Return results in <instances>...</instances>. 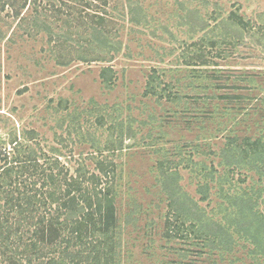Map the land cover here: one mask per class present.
<instances>
[{
  "label": "rangeland",
  "instance_id": "1",
  "mask_svg": "<svg viewBox=\"0 0 264 264\" xmlns=\"http://www.w3.org/2000/svg\"><path fill=\"white\" fill-rule=\"evenodd\" d=\"M95 27L116 52L86 46ZM152 75L161 100L144 95ZM261 97L264 0H0V147L15 138L96 177L97 161L113 163L120 264H264L237 234L220 256L185 222L194 204L191 215L220 220V190L259 192L264 215V166H227L219 153L264 135Z\"/></svg>",
  "mask_w": 264,
  "mask_h": 264
},
{
  "label": "trees",
  "instance_id": "2",
  "mask_svg": "<svg viewBox=\"0 0 264 264\" xmlns=\"http://www.w3.org/2000/svg\"><path fill=\"white\" fill-rule=\"evenodd\" d=\"M56 12L61 13V10ZM94 16H98L94 18L96 21L102 22V16ZM228 21L241 30L250 29V22L232 12L228 14ZM191 26L205 30L204 26ZM106 31L103 27L92 29L86 46L102 47L101 53L116 52V45ZM208 42L212 48L218 44L216 39ZM97 60H104V57L92 59ZM109 72L106 68L101 73L107 88L111 81L106 75ZM194 72L197 79L199 73ZM148 79L144 95H156L161 100L162 95L155 90L156 77L152 75ZM168 87L169 84H165L160 91L165 92ZM233 98L241 99L240 96L218 97ZM257 105L263 106L264 113V98L261 97ZM263 136L260 132L253 140L245 137L242 145H237L235 139H228L219 151L222 160L227 166L245 160L252 166L256 162L264 166ZM96 167L102 177L89 174L83 165L71 173L58 156H50L41 148L36 150L15 138L0 147V264H120L115 256V247L120 245V227L111 183L115 168L113 163L103 161H97ZM110 174L113 175L110 177ZM163 185L167 188L164 181ZM207 188L203 185L199 189L206 194ZM252 193L228 191L225 194L220 190L222 203L217 208L222 221H201L202 213L193 216V210L198 211L197 204L189 205L191 209L185 222H190L195 239L202 238L206 247L211 245L224 256L232 248L235 233L241 241L260 247L264 254V215L255 210L261 194ZM172 196L169 195L171 207ZM175 208L177 215L181 214L177 205ZM178 222L185 225L184 221ZM169 233L167 229L166 237H170Z\"/></svg>",
  "mask_w": 264,
  "mask_h": 264
}]
</instances>
